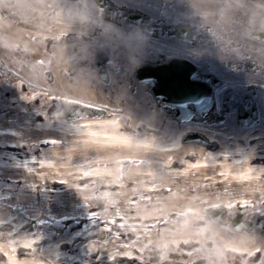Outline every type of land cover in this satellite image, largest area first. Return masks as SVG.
Wrapping results in <instances>:
<instances>
[{
    "label": "bare ground",
    "instance_id": "bare-ground-1",
    "mask_svg": "<svg viewBox=\"0 0 264 264\" xmlns=\"http://www.w3.org/2000/svg\"><path fill=\"white\" fill-rule=\"evenodd\" d=\"M99 7L0 0V264H264V72L219 86L255 97L251 122H181L132 77L161 35Z\"/></svg>",
    "mask_w": 264,
    "mask_h": 264
},
{
    "label": "flooded vegetation",
    "instance_id": "flooded-vegetation-1",
    "mask_svg": "<svg viewBox=\"0 0 264 264\" xmlns=\"http://www.w3.org/2000/svg\"><path fill=\"white\" fill-rule=\"evenodd\" d=\"M249 1L166 0L160 25L124 0H96V4L102 6L105 20L122 17L155 38L161 35L164 46L161 55L158 60L147 62L163 66L162 83L166 85L175 79L184 83L187 75L188 81L200 91L197 94L208 98L205 109L189 111L188 119L232 114L238 123H249L261 110L255 97L249 96L248 91L237 94L228 84L219 89L225 74L231 79H242L255 78L258 72H264V24L246 16L243 7ZM137 15L141 18L135 21ZM133 72L132 77L138 81L135 69ZM143 83L155 96L153 89L158 79L154 85L150 81ZM188 106L193 108L191 103ZM210 123L218 125L220 120ZM197 135L196 140L205 142L201 133Z\"/></svg>",
    "mask_w": 264,
    "mask_h": 264
},
{
    "label": "water",
    "instance_id": "water-1",
    "mask_svg": "<svg viewBox=\"0 0 264 264\" xmlns=\"http://www.w3.org/2000/svg\"><path fill=\"white\" fill-rule=\"evenodd\" d=\"M97 72L100 77L105 78V73L101 68H97ZM137 77L143 81H150L154 85V80L158 79L159 83L154 86L153 92L155 97L164 104H168L174 107L177 111V115L180 117H185L188 114V109L186 105L188 102H192L195 108L205 109L207 105V97L199 96L198 90L195 85L188 81L187 75L185 82H178L177 79L172 80L169 84L164 85L162 83L163 79V66L162 65H149L147 63L142 64L137 69ZM72 108H78L76 104H72ZM196 134L192 133L190 138H195ZM218 217L217 214H214ZM233 225L241 224V221L236 215L230 219Z\"/></svg>",
    "mask_w": 264,
    "mask_h": 264
},
{
    "label": "rangeland",
    "instance_id": "rangeland-1",
    "mask_svg": "<svg viewBox=\"0 0 264 264\" xmlns=\"http://www.w3.org/2000/svg\"><path fill=\"white\" fill-rule=\"evenodd\" d=\"M83 2H85L87 5H92L94 8H96V9H99L100 7H99V5H97L96 3V0H83ZM164 3H165V1H163L162 2V4H161V7L159 8V7H151V6H147V8L151 11V14L150 13H145L147 16H148V18L149 19H151L152 21H155V24H158V25H160L161 24V19H162V9H163V5H164ZM145 4H140L139 2H136V3H134V6H136V7H138L140 10H144V6ZM160 28H157V30H159ZM143 46V45H142ZM143 48V47H142ZM100 54H102L100 51L99 52H97V55H100ZM157 58H158V56H157ZM96 59V58H95ZM94 59V56H92V58L89 60V65L90 66H94V63H95V60ZM102 65H104L105 66V68H109L108 66H109V63H107L106 62V59H103V61H102ZM118 71H120L119 69H118ZM123 73H122V75H121V77L119 78V83H121L122 85L124 84L125 86L126 85H130V83L128 82V80H127V76H126V70H124V71H122ZM92 73H94V71L92 72ZM107 81H111V79H110V77H108L107 78ZM170 109V108H169ZM172 112H174V110H172V109H170ZM185 120V119H184ZM187 120V119H186ZM181 122L183 121V120H180ZM233 215V214H232ZM168 216L170 217V218H173L174 216H175V214L173 213V212H168ZM262 216V214L261 213H259V214H257V219H259L260 221L261 220H264V218H262L261 217ZM229 222V221H228ZM255 220H254V218H252V219H247V221H246V223H245V225H244V227H247V228H250V227H252V226H254L255 225ZM104 228H106V226H104ZM103 252H105V253H107V255H109V254H111L112 252H113V250L112 249H108L107 251H103ZM87 262V261H86ZM199 264H203L202 262H200Z\"/></svg>",
    "mask_w": 264,
    "mask_h": 264
},
{
    "label": "snow or ice",
    "instance_id": "snow-or-ice-1",
    "mask_svg": "<svg viewBox=\"0 0 264 264\" xmlns=\"http://www.w3.org/2000/svg\"><path fill=\"white\" fill-rule=\"evenodd\" d=\"M129 255H131V253H128ZM13 264H16V262L15 261H13Z\"/></svg>",
    "mask_w": 264,
    "mask_h": 264
}]
</instances>
